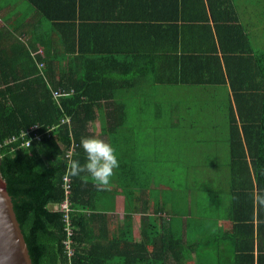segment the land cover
<instances>
[{
    "label": "crops",
    "instance_id": "crops-1",
    "mask_svg": "<svg viewBox=\"0 0 264 264\" xmlns=\"http://www.w3.org/2000/svg\"><path fill=\"white\" fill-rule=\"evenodd\" d=\"M230 4L233 10L227 11ZM240 9L234 0H0V25L21 41L36 43L32 54L45 58L52 55L55 48L50 39L56 40V45L62 42L68 54L58 62L60 73L77 74L84 58L103 55L117 62H131L136 58L141 70L146 68L144 78L113 91L124 113L120 130L101 133L106 125L104 111H109L103 106L95 109L96 117L91 125L94 135L115 148L119 160L104 202L107 208L103 234L110 241L119 237L129 240L122 243L121 252L126 255L115 261L139 262L137 259L144 257V251L138 243L145 241L147 227L154 223L153 230H157L161 223L167 236L172 230L178 238L183 235L187 243H197L196 251L188 253L186 264H232V248L230 245L218 248L216 239L218 230L226 231L230 225L229 206L224 214L218 215L215 209L205 206L207 202H199L195 197L196 193L211 189L205 188L201 181L210 176V170L220 167L217 163L219 149H212L215 156L208 154L200 158L190 157L187 150L186 155H182L181 148L188 142L189 134H192L189 147L193 143L197 145L200 141H195L198 136L193 133L202 127L209 130L203 141L209 140L208 146L217 142L219 127L210 125L202 115V120L196 119L191 112L212 107L215 113L216 108H223L229 113L223 127L227 132L220 131L226 136L221 143L227 147L228 159L224 165L227 172L221 175H230L228 118L236 112V105L232 88L226 82L216 28L226 45L236 49V64L247 74L248 69H243L250 68L252 53L258 49L247 32L248 14L242 17ZM204 18L214 40L208 38L202 28L206 23ZM236 26L241 27L242 33L232 37L228 28ZM47 40L49 43L43 44ZM61 46L56 47L61 49ZM72 48L74 53L70 52ZM209 55H218L217 68L213 61L205 60ZM181 64L187 80L179 78ZM126 77H129L127 73H119L120 79ZM248 80L251 77L245 82ZM176 90L209 98L194 103L192 97H188L189 103H179L170 96L169 102L173 103H164L163 95ZM207 158L210 160L205 162ZM158 175L183 176L185 184H174L173 179L159 180ZM190 179L195 183L190 184ZM126 190L132 192V197L133 192L137 196L132 199L136 209L131 212L125 211ZM226 194L228 200L230 189L227 186ZM200 204L206 213L197 209ZM151 250L148 247V251ZM187 250L184 245L183 252ZM166 264L176 263L168 256Z\"/></svg>",
    "mask_w": 264,
    "mask_h": 264
},
{
    "label": "trees",
    "instance_id": "trees-1",
    "mask_svg": "<svg viewBox=\"0 0 264 264\" xmlns=\"http://www.w3.org/2000/svg\"><path fill=\"white\" fill-rule=\"evenodd\" d=\"M226 10H233L231 4ZM203 20L206 22L203 30L214 40L207 19ZM228 31L232 37L242 33L240 26L229 27ZM216 33L226 82L232 88L236 105V112L228 118L230 225L226 231L219 229L216 239L218 248L223 244L232 248V264H264V205L255 200V196L264 195V49L253 51L250 68L243 69H248L245 74L236 64V49L226 45L218 27ZM50 40L55 47L53 54L40 58L38 54H32L36 43H25L0 25L1 175L32 264H67L61 245L65 238L64 221L62 213L54 208L64 197V175L70 178L71 187L69 216L75 252L73 264H125L115 260L126 255L121 252L122 243L129 240L119 237L110 241L103 234L106 232L107 207L104 202L108 190H98L90 177L85 183L82 177L87 176L86 173L82 177H70L68 164L72 159L85 162L86 153L80 142L82 137L94 135L91 125L96 108L109 109L104 111L103 135L120 130L124 113L120 99L113 91L125 87V83L131 85L135 79L144 78L146 68L141 70L136 58L131 57V62H117L103 55L84 58L77 74L60 73L58 62L67 58L68 53L62 48L61 41L56 45V40ZM46 43L49 41L43 44ZM70 52L74 53V49ZM205 60L213 61L216 68L220 61L218 55H209ZM183 70L181 64L179 78L187 80ZM120 72L129 77L120 79ZM249 77L251 80L245 82ZM58 88L71 93L54 99L51 92ZM65 118L69 119V124L59 125L50 137L33 143L29 149L4 145L9 137L34 124L54 126ZM71 146L74 153L68 161L64 156ZM157 177L164 180L160 175ZM125 192V211L131 212L136 209L132 204L136 192H133L134 197L131 191ZM150 194L152 196V192ZM153 228L154 223L147 227L149 232L145 241L138 243L144 257L137 259L140 261L135 264H157L158 260H161L160 264H166L168 256L176 264H186L190 254L196 251L197 243H187L182 239L183 235L178 238L172 230L167 236L161 223L160 229ZM184 245L188 249L186 252H183ZM148 247L152 248L150 252Z\"/></svg>",
    "mask_w": 264,
    "mask_h": 264
},
{
    "label": "rangeland",
    "instance_id": "rangeland-1",
    "mask_svg": "<svg viewBox=\"0 0 264 264\" xmlns=\"http://www.w3.org/2000/svg\"><path fill=\"white\" fill-rule=\"evenodd\" d=\"M235 4L241 8L240 9V14L242 17H245L243 15L248 14L249 20L247 19V32L249 33V36L252 40V43L254 44V47L259 49H264V0H234ZM251 22V23H250ZM257 28V29H256ZM190 92L186 91L183 92L181 90H176L172 94L165 93L163 95V102L164 103H173L169 102L171 97L173 96V101L177 100L180 101L179 103H189L188 102V97H192L194 103H199V102H204V100H207L209 97L207 96H190ZM222 99V98H221ZM221 105H223V101H220ZM220 107V106H218ZM214 109L212 107L208 109H203L202 111H197L191 112L194 113L196 116V119L202 120L203 118L207 119V122L210 123V125H214L215 127H219L218 131L219 133L217 134L216 140L217 142L215 143H210L208 146L209 140L203 141V137H208V132L209 130L202 127L201 129H196V131L193 133L194 136H198V138L195 141H200L195 145L193 143L192 147H189V139L192 137V134H189L188 142L186 143L185 146L182 145V150L181 153L182 155H186V150L187 154H189L190 157L192 155L198 156L200 158L205 157L206 155L210 156H215V152L212 150L214 148H218L219 152L217 153V163L220 165L218 169H212L210 170V176L209 177H203L201 183L204 184L205 188L210 187L211 189L209 191H205L204 193H196L195 197L196 199L199 200V202H207L205 204L206 207H211L212 209H215L218 215L224 214L225 210L227 209V206H229V196L227 200V194H226V186L229 188V182L230 179L228 178V175H221L227 172L226 167L224 166L226 164V160L228 159V154H227V147L225 145L224 141H221L223 138H226L225 134L220 132L221 130L224 132H227L226 129L223 127L225 126V118L227 116V112H224L223 108L218 109L216 108L215 113ZM203 119V120H204ZM201 125H204V122H201ZM195 145V146H194ZM194 146V147H193ZM180 152V151H177ZM210 158H207L205 162H208ZM219 174V175H218ZM217 175V176H215ZM164 181L167 180H174V184L182 185L185 184L184 179L186 180L185 177L183 176H175V177H166L162 176ZM190 184H194L195 182L190 179L189 180ZM195 197L193 195V199L195 200ZM52 208L53 205H50ZM198 210L206 213L204 211L202 205L200 204L199 207H197ZM214 214H212L213 216ZM224 244L221 246L223 247Z\"/></svg>",
    "mask_w": 264,
    "mask_h": 264
},
{
    "label": "clouds",
    "instance_id": "clouds-1",
    "mask_svg": "<svg viewBox=\"0 0 264 264\" xmlns=\"http://www.w3.org/2000/svg\"><path fill=\"white\" fill-rule=\"evenodd\" d=\"M81 146L86 153L85 162L82 164L78 159H72L68 164L70 177H82L84 182L90 177L98 190H108L115 169L119 167V160L115 148L100 136L92 135L81 138ZM260 205H264V195L255 196Z\"/></svg>",
    "mask_w": 264,
    "mask_h": 264
},
{
    "label": "built area",
    "instance_id": "built-area-1",
    "mask_svg": "<svg viewBox=\"0 0 264 264\" xmlns=\"http://www.w3.org/2000/svg\"><path fill=\"white\" fill-rule=\"evenodd\" d=\"M43 66L40 64L39 69H41ZM71 92L65 91L64 89H55L51 92L52 98H58L61 96H67ZM63 124H69V119H61L58 123V125L54 126H47L44 127L40 124H34L27 128L24 131H21L17 135H13L9 137L7 140H5L4 145L14 146L16 149L23 148V149H29L33 143L40 142L44 138H48L51 136V133L53 130H55L59 125ZM14 149V148H13ZM74 153V147L71 146L69 151L65 152V158L68 159V161L71 159L72 154ZM62 189L64 192L63 200H61L59 203L55 204L54 208H56L58 211L62 213V220L64 221V235L65 238L61 242L62 245V253L67 259V264H73V259L75 256L74 248H73V231L71 229V220H70V201H69V195L71 192L70 187V178L68 175H64L62 178Z\"/></svg>",
    "mask_w": 264,
    "mask_h": 264
},
{
    "label": "water",
    "instance_id": "water-1",
    "mask_svg": "<svg viewBox=\"0 0 264 264\" xmlns=\"http://www.w3.org/2000/svg\"><path fill=\"white\" fill-rule=\"evenodd\" d=\"M0 264H32L6 183L0 172Z\"/></svg>",
    "mask_w": 264,
    "mask_h": 264
}]
</instances>
